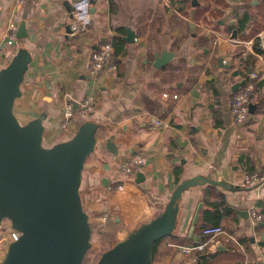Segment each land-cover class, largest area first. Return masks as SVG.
Listing matches in <instances>:
<instances>
[{
  "label": "crops",
  "instance_id": "1",
  "mask_svg": "<svg viewBox=\"0 0 264 264\" xmlns=\"http://www.w3.org/2000/svg\"><path fill=\"white\" fill-rule=\"evenodd\" d=\"M81 3L0 0V69L19 46L32 55L14 113L23 123L43 117L45 146L68 139L85 120L99 124L81 188L99 254L150 221L178 183L202 175L237 189L205 184L186 191L178 229L157 243L152 264H194V254L180 250L204 243L201 232L211 225L224 234L201 264H264V180L242 185L245 175L264 178V0H87L86 25L77 19ZM21 21L27 37L9 45V27ZM128 30L134 42L126 41ZM104 41L113 45L117 70L91 80L87 68ZM156 53L173 56L156 69ZM244 79L256 108L237 123L232 88ZM88 97L94 110L82 115ZM68 103L74 112L65 131ZM153 119L166 126L154 128ZM136 154L144 164L124 174ZM252 210L261 216L257 223ZM94 225L107 241L95 242ZM11 233L4 222L0 262Z\"/></svg>",
  "mask_w": 264,
  "mask_h": 264
},
{
  "label": "water",
  "instance_id": "2",
  "mask_svg": "<svg viewBox=\"0 0 264 264\" xmlns=\"http://www.w3.org/2000/svg\"><path fill=\"white\" fill-rule=\"evenodd\" d=\"M16 37H27L25 21L20 22ZM126 41L134 42L129 30ZM172 56L156 53L154 68L160 69ZM31 61L29 50L19 46L0 69V227L7 222L19 233L17 240L8 244L0 264H83L92 248L90 219L81 197L83 170L96 149L99 124L85 120L68 139L45 146L43 117L22 123L14 113ZM245 81L236 83L232 91ZM255 108L249 104V113ZM112 143L109 140L107 146ZM205 184L237 189L202 175L182 180L160 212L103 252L96 264H152L155 244L178 229L184 193ZM197 220L198 212L193 229ZM209 256L200 255L194 264Z\"/></svg>",
  "mask_w": 264,
  "mask_h": 264
},
{
  "label": "built area",
  "instance_id": "3",
  "mask_svg": "<svg viewBox=\"0 0 264 264\" xmlns=\"http://www.w3.org/2000/svg\"><path fill=\"white\" fill-rule=\"evenodd\" d=\"M26 0H16V3L22 5ZM17 25L12 24L9 27L8 34V44L12 45L17 37ZM262 46L264 45V39L260 40ZM117 70L116 64L113 62V45L110 41H104L100 44L98 49L94 52L91 61L89 62L87 68V75L89 79H95L101 72L106 71L108 73H115ZM256 74L251 73L250 77L255 78ZM253 85L251 83L244 84L239 87L237 91L233 94L231 102V113L234 117L235 122L243 123L249 117V104L251 103V92ZM93 98L88 97L83 102H81L80 112L82 115L92 113L93 108ZM73 108L72 104L68 103L64 106V122L62 124V129L67 131V123L70 118L73 117ZM152 125L154 128H159L166 126L164 122L158 119L152 120ZM144 164V159L141 155H134L126 162L122 170L124 174L131 175L135 168L141 167ZM264 180L263 177L258 176L257 174L245 175L242 180L243 186H255L262 183ZM122 189V187H119ZM251 218L254 223H257L261 216L258 215L255 211H251ZM202 236L206 239L204 243H198L192 246L183 247L180 252L182 254L191 255L194 254L193 261L196 262L198 256L207 252L208 249H214L219 243V237L224 234V229L220 225H211L203 228L201 232ZM19 233L12 230L11 241L17 240Z\"/></svg>",
  "mask_w": 264,
  "mask_h": 264
},
{
  "label": "rangeland",
  "instance_id": "4",
  "mask_svg": "<svg viewBox=\"0 0 264 264\" xmlns=\"http://www.w3.org/2000/svg\"><path fill=\"white\" fill-rule=\"evenodd\" d=\"M23 120H21V122H22ZM23 123V122H22ZM96 148H97V146H96ZM96 150V149H95ZM137 227V226H136ZM135 227V228H136ZM134 228V229H135ZM98 228H97V226H95L94 225V228H93V230H94V235H96L95 236V242H101V241H107V239H108V237L104 234V233H102V232H100V233H98V230H97ZM131 232V231H130ZM129 232V233H130ZM128 233V234H129ZM98 237H100V238H98ZM98 242V243H99ZM116 242H113L111 245H110V247H108L107 249H105V251H107L108 249H110L114 244H115ZM104 251V252H105ZM100 252H99V250L98 249H96V247L92 244V248H91V250L90 251H88V253H87V255H86V257H85V259H84V262H83V264H96L97 263V261H98V259H99V257H100V254H99ZM103 253V252H102ZM101 253V254H102ZM157 257V256H156Z\"/></svg>",
  "mask_w": 264,
  "mask_h": 264
},
{
  "label": "clouds",
  "instance_id": "5",
  "mask_svg": "<svg viewBox=\"0 0 264 264\" xmlns=\"http://www.w3.org/2000/svg\"><path fill=\"white\" fill-rule=\"evenodd\" d=\"M77 9L80 12H83L84 15L77 16V19L80 20L83 24H87L89 22L90 17L88 16V3L87 0H82V3L79 5H76Z\"/></svg>",
  "mask_w": 264,
  "mask_h": 264
},
{
  "label": "trees",
  "instance_id": "6",
  "mask_svg": "<svg viewBox=\"0 0 264 264\" xmlns=\"http://www.w3.org/2000/svg\"><path fill=\"white\" fill-rule=\"evenodd\" d=\"M256 45L258 46L259 44H256ZM256 45L254 46L255 48L257 47ZM158 242H159V241H158ZM158 242H157V243H158ZM157 243H156L155 246H154V250H155V247H156ZM153 253H154V251H153Z\"/></svg>",
  "mask_w": 264,
  "mask_h": 264
}]
</instances>
